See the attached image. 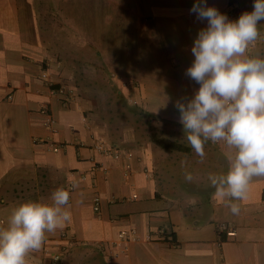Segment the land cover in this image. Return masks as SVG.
Masks as SVG:
<instances>
[{
  "label": "crops",
  "instance_id": "1",
  "mask_svg": "<svg viewBox=\"0 0 264 264\" xmlns=\"http://www.w3.org/2000/svg\"><path fill=\"white\" fill-rule=\"evenodd\" d=\"M195 2L0 0V226L20 203L71 192L70 223L48 234L27 264H53L57 255V264H264V177L253 178L238 215L217 202L208 179L171 191L156 170L163 152L178 151L136 125L96 121L71 96L66 49L87 47L129 105L183 129L176 104L199 88L185 73L207 26L190 12ZM253 3L207 0L230 20ZM249 55H259L257 46ZM208 143L222 161L213 173H226V149Z\"/></svg>",
  "mask_w": 264,
  "mask_h": 264
},
{
  "label": "clouds",
  "instance_id": "2",
  "mask_svg": "<svg viewBox=\"0 0 264 264\" xmlns=\"http://www.w3.org/2000/svg\"><path fill=\"white\" fill-rule=\"evenodd\" d=\"M190 12L207 26L193 41L194 60L185 73L199 88L177 102L179 122L201 162L209 141L226 149V173H209L207 179L217 202L238 215L253 178L264 177V56L249 55L261 38L264 0H254L252 11L236 20L207 6V0H197ZM184 178L193 181L190 172ZM70 198L71 192L60 187L50 203L29 200L15 206L6 226H0V264H27L48 234L70 223Z\"/></svg>",
  "mask_w": 264,
  "mask_h": 264
},
{
  "label": "rangeland",
  "instance_id": "3",
  "mask_svg": "<svg viewBox=\"0 0 264 264\" xmlns=\"http://www.w3.org/2000/svg\"><path fill=\"white\" fill-rule=\"evenodd\" d=\"M240 16V14H239ZM261 38L256 42L259 55L264 56V21L260 22ZM54 28L53 25L50 26ZM254 48V47H253ZM66 65L72 72L75 90L71 96L77 94L87 104L88 113L98 122L104 121L107 125L113 124L116 128L123 129L136 125L143 135L157 134L189 145L184 130L165 122L149 119L134 105H129L118 87L113 84L99 56L87 47L74 50L66 49ZM213 149V150H212ZM205 157L201 159L193 151L185 154L180 152H163L160 155L156 176L165 182L171 191L178 188L193 187L194 182L205 180L209 173L222 161L212 145H205ZM193 175V181H185V173ZM208 181V180H205ZM204 182V181H201Z\"/></svg>",
  "mask_w": 264,
  "mask_h": 264
},
{
  "label": "trees",
  "instance_id": "4",
  "mask_svg": "<svg viewBox=\"0 0 264 264\" xmlns=\"http://www.w3.org/2000/svg\"><path fill=\"white\" fill-rule=\"evenodd\" d=\"M151 139L156 145L165 149V150H173L178 152H188V148L176 141H170L165 138L158 137L155 134H152Z\"/></svg>",
  "mask_w": 264,
  "mask_h": 264
},
{
  "label": "built area",
  "instance_id": "5",
  "mask_svg": "<svg viewBox=\"0 0 264 264\" xmlns=\"http://www.w3.org/2000/svg\"><path fill=\"white\" fill-rule=\"evenodd\" d=\"M96 148H97L100 152H105V151H106V150H105V146H104V144H103L102 142H99V143L96 145ZM98 202H99V199L96 198V199H95V208H96V210L98 209ZM158 233H159L161 236H165V235H166V232H165L164 230H160ZM135 235H136V231H135V230H131L130 235H129L127 238H128V239H130V238H132V237L134 238ZM168 240L172 241L171 237H170ZM59 260H60V256L57 255V256L53 257L52 262H53V264H57Z\"/></svg>",
  "mask_w": 264,
  "mask_h": 264
}]
</instances>
